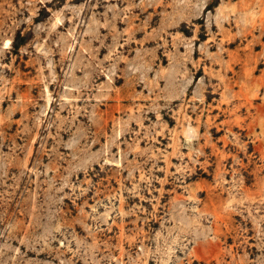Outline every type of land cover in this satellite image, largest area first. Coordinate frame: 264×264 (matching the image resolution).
Segmentation results:
<instances>
[{
  "label": "rangeland",
  "instance_id": "374dc122",
  "mask_svg": "<svg viewBox=\"0 0 264 264\" xmlns=\"http://www.w3.org/2000/svg\"><path fill=\"white\" fill-rule=\"evenodd\" d=\"M0 264H264V0H0Z\"/></svg>",
  "mask_w": 264,
  "mask_h": 264
}]
</instances>
